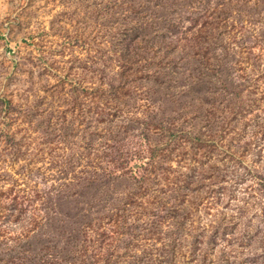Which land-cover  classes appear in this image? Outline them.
I'll return each mask as SVG.
<instances>
[{"label": "rangeland", "instance_id": "obj_1", "mask_svg": "<svg viewBox=\"0 0 264 264\" xmlns=\"http://www.w3.org/2000/svg\"><path fill=\"white\" fill-rule=\"evenodd\" d=\"M22 236L264 264V0H0V246Z\"/></svg>", "mask_w": 264, "mask_h": 264}, {"label": "trees", "instance_id": "obj_2", "mask_svg": "<svg viewBox=\"0 0 264 264\" xmlns=\"http://www.w3.org/2000/svg\"><path fill=\"white\" fill-rule=\"evenodd\" d=\"M120 98L121 97H118L116 99H120ZM155 181L158 180L155 179ZM145 186L147 189H150L149 185H145ZM107 193L108 192H106L105 195H107ZM59 220L63 221L61 219ZM35 233L36 232L34 231V234ZM51 234L49 236H51ZM32 238L27 236H22V238H19L16 245L14 246H9L7 242L6 243L2 242V245L0 246V264H61L60 261L62 259H57V257H55L54 254H51L49 252L51 250L49 246L43 245L42 247H37L35 252V246L33 248L34 237ZM48 241L49 244L52 243V240H50V238ZM40 249H43V253H40L38 255H33V253H38L37 250ZM15 261L17 262L15 263Z\"/></svg>", "mask_w": 264, "mask_h": 264}]
</instances>
